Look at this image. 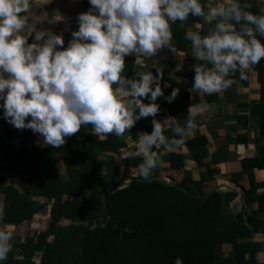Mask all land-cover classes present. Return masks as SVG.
<instances>
[{
	"label": "clouds",
	"instance_id": "obj_1",
	"mask_svg": "<svg viewBox=\"0 0 264 264\" xmlns=\"http://www.w3.org/2000/svg\"><path fill=\"white\" fill-rule=\"evenodd\" d=\"M32 3L0 0V115L52 147L63 145L82 127H90L93 135L120 136L135 121L151 116V131L138 132L129 153L142 157L136 167L144 179L161 163L153 147L168 150L179 143L162 134L167 122H172L174 137L190 134L194 124L191 117L183 125L171 116L157 120L155 101L163 95L160 69L155 68L156 75L136 71L138 79L128 78L122 74L124 57L132 53L145 59L171 49L170 24L191 15L212 22L204 35L184 31L190 55L200 61L192 65V89L205 94L226 89L231 73L246 79L245 70L264 58V42L257 38L264 37V7L254 14L248 0H88L90 6L77 14V28L63 47H58L64 45L62 34L36 28L37 18L28 28ZM62 19L54 12L53 21ZM176 94L173 88L164 99L170 103ZM145 96L148 103L142 102ZM11 239L12 233L0 226V261L11 249ZM173 264L182 261L176 257Z\"/></svg>",
	"mask_w": 264,
	"mask_h": 264
},
{
	"label": "trees",
	"instance_id": "obj_2",
	"mask_svg": "<svg viewBox=\"0 0 264 264\" xmlns=\"http://www.w3.org/2000/svg\"><path fill=\"white\" fill-rule=\"evenodd\" d=\"M72 135L61 170L63 146L22 147L0 136V222L34 220L48 202L53 218L36 238L11 242L0 264H173L176 257L182 264L257 263L264 243L253 239L264 233V218L246 209L234 217L229 209L239 197L235 190L207 192L212 179L204 175L173 185L158 179L156 168L147 179L120 177L114 161L100 155L117 154L122 145L93 139L88 145ZM140 161L133 159L132 167ZM245 199L249 207L258 202L264 214V195L255 186ZM225 243L233 245V256L220 255L218 246Z\"/></svg>",
	"mask_w": 264,
	"mask_h": 264
},
{
	"label": "crops",
	"instance_id": "obj_3",
	"mask_svg": "<svg viewBox=\"0 0 264 264\" xmlns=\"http://www.w3.org/2000/svg\"><path fill=\"white\" fill-rule=\"evenodd\" d=\"M202 4L206 0H201ZM251 4L249 11L257 14L264 7V0H248ZM90 5L88 0H33L28 10L30 29L33 26V17L39 23L36 28L50 29L54 33L62 34L64 45L71 38V32L77 28L76 16L86 11ZM54 12H58L63 19L53 21ZM51 21V22H50ZM211 21L205 23L202 17L191 16L183 21L170 24L172 33L171 49L163 48L145 59L136 58L135 54L124 57L125 69L122 73L128 78H135L136 71H151L156 75V69H160V84L163 95L158 96L156 103L160 111L155 114L157 120L162 121L165 117H175L176 122L183 125L185 119L191 117L194 127L190 134L183 137H174L171 131V121L168 127L162 129L166 138L178 139L179 143L170 146L168 150L163 145H155L153 150L157 152L161 163L156 167L157 178L176 185L182 180L198 181L204 175L212 179L206 185L207 192L213 190L234 191L239 197L234 200L230 212L234 217H239L245 209L249 214L263 220L264 214L259 213L258 202L251 207L245 199V191L255 186L259 194L264 195V58L250 69H246V79H240L238 72L231 73V84L226 89L211 94H205L199 90L192 89V77L194 75L192 65L200 63L191 55L190 41L184 38V31L192 29L199 31L201 35L206 34ZM199 25V27H196ZM264 42V37L257 36ZM28 42H32L29 36ZM136 58V59H135ZM167 84V87H165ZM176 88L177 94L172 102H167L164 96ZM142 102L148 103L147 96ZM2 103V101H0ZM0 109V113H2ZM30 117H26V120ZM149 119L153 117H142L135 121L131 129H126L120 136L111 133L106 135H93L91 128H81L77 136L90 145L92 139L97 144L107 146L110 141L120 146L119 153L106 152L100 155L103 160L112 159L118 169L120 177H136L138 171L132 167V160L141 156H129L136 147L137 133L149 132L152 128ZM145 123L141 126V121ZM27 132V135H23ZM17 134L15 138H11ZM0 136L10 144L22 147L42 148L44 145L39 134L30 129H18L6 122L0 115ZM73 135L65 138L61 154V164L68 157L65 152L66 143L70 142ZM124 143V144H123ZM195 157H202L196 160ZM261 160L259 165L256 162ZM13 226L18 232L24 228L34 227L36 219L24 222L20 225L14 223V219H6L0 222V226ZM11 222V223H8ZM25 224V225H24ZM255 242L264 243V233L258 232L253 239ZM243 241H251L243 240ZM222 257L233 256V245L225 243L218 246ZM256 264H264V249L257 255Z\"/></svg>",
	"mask_w": 264,
	"mask_h": 264
},
{
	"label": "rangeland",
	"instance_id": "obj_4",
	"mask_svg": "<svg viewBox=\"0 0 264 264\" xmlns=\"http://www.w3.org/2000/svg\"><path fill=\"white\" fill-rule=\"evenodd\" d=\"M66 166H62L59 168V170H61V168H65ZM42 199V198H40ZM45 201H47L46 199H43ZM50 205L51 203L48 202V205L45 206L43 209H41V211L39 213H37L35 219H36V225L34 227H28V228H24L25 230H20L18 232H16L11 226V225H7V222L5 223V230L8 232L12 233V239L10 242L14 243V244H18L23 242H27L29 239L31 238H36L39 232H44L47 231V229H49L50 227V221L53 219L50 213ZM48 209V210H47ZM48 212V213H47ZM42 214L45 216V219L42 217ZM30 222V221H27ZM11 223V222H8ZM83 223V222H82ZM25 225V224H24ZM20 259L22 257V255L18 254L17 255ZM42 256V253H38L34 259H36L37 261H39L40 257Z\"/></svg>",
	"mask_w": 264,
	"mask_h": 264
}]
</instances>
